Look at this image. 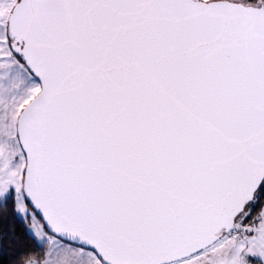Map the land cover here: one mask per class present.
<instances>
[{
  "label": "snow or ice",
  "instance_id": "obj_1",
  "mask_svg": "<svg viewBox=\"0 0 264 264\" xmlns=\"http://www.w3.org/2000/svg\"><path fill=\"white\" fill-rule=\"evenodd\" d=\"M0 264H264V0H0Z\"/></svg>",
  "mask_w": 264,
  "mask_h": 264
},
{
  "label": "trees",
  "instance_id": "obj_2",
  "mask_svg": "<svg viewBox=\"0 0 264 264\" xmlns=\"http://www.w3.org/2000/svg\"><path fill=\"white\" fill-rule=\"evenodd\" d=\"M13 230L15 232L14 246H28L29 241L23 234L22 226H14L10 219L6 220L3 214H0V235H3L5 232H7L8 235L11 236Z\"/></svg>",
  "mask_w": 264,
  "mask_h": 264
}]
</instances>
